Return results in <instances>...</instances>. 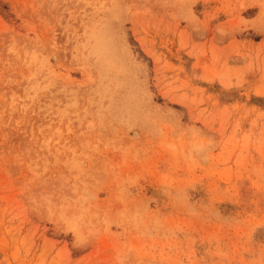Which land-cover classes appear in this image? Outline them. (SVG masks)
I'll return each mask as SVG.
<instances>
[{"label": "rangeland", "instance_id": "rangeland-1", "mask_svg": "<svg viewBox=\"0 0 264 264\" xmlns=\"http://www.w3.org/2000/svg\"><path fill=\"white\" fill-rule=\"evenodd\" d=\"M0 264H264V0H0Z\"/></svg>", "mask_w": 264, "mask_h": 264}]
</instances>
